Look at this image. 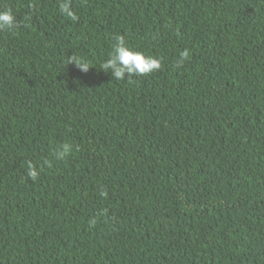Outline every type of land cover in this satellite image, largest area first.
<instances>
[{"label":"trees","instance_id":"16d2710c","mask_svg":"<svg viewBox=\"0 0 264 264\" xmlns=\"http://www.w3.org/2000/svg\"><path fill=\"white\" fill-rule=\"evenodd\" d=\"M58 2L0 0V264H264V0Z\"/></svg>","mask_w":264,"mask_h":264},{"label":"clouds","instance_id":"9594fccd","mask_svg":"<svg viewBox=\"0 0 264 264\" xmlns=\"http://www.w3.org/2000/svg\"><path fill=\"white\" fill-rule=\"evenodd\" d=\"M58 10L61 15L68 19L76 20V14L72 9L71 0H59ZM20 27L11 8L0 11V31H12ZM111 50L107 54V58L102 62L100 71L105 74H111L112 79L117 81L126 80L128 83H135L134 77H143L153 74L161 69V60L159 57L146 55L143 52L133 49L129 46L123 35L117 34L113 37ZM189 52L185 49L180 53V58L176 66L180 67L183 61L188 59ZM67 65L74 64L82 73H87L94 68L90 62L82 57L71 55L66 58ZM71 152L70 145H61L56 149L54 155L56 159H64ZM47 166H51L49 161L44 162ZM27 175L35 181L39 176V170L36 166L29 163ZM103 195V193H102ZM90 221V225L94 224Z\"/></svg>","mask_w":264,"mask_h":264}]
</instances>
